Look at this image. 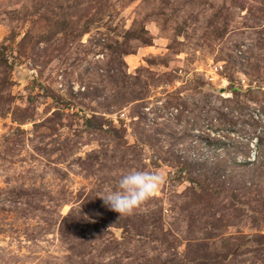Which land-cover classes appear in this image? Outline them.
I'll return each instance as SVG.
<instances>
[{"label":"rangeland","instance_id":"rangeland-1","mask_svg":"<svg viewBox=\"0 0 264 264\" xmlns=\"http://www.w3.org/2000/svg\"><path fill=\"white\" fill-rule=\"evenodd\" d=\"M0 264H264V0H0Z\"/></svg>","mask_w":264,"mask_h":264},{"label":"clouds","instance_id":"clouds-1","mask_svg":"<svg viewBox=\"0 0 264 264\" xmlns=\"http://www.w3.org/2000/svg\"><path fill=\"white\" fill-rule=\"evenodd\" d=\"M163 183V177L155 172L129 170L123 174L114 189L100 198L110 210L122 215H130L143 202L152 197Z\"/></svg>","mask_w":264,"mask_h":264}]
</instances>
